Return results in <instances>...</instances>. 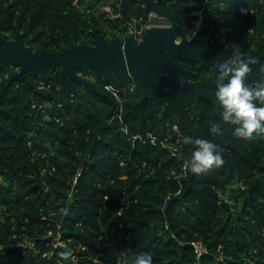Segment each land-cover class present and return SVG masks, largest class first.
Instances as JSON below:
<instances>
[{
  "label": "trees",
  "instance_id": "trees-1",
  "mask_svg": "<svg viewBox=\"0 0 264 264\" xmlns=\"http://www.w3.org/2000/svg\"><path fill=\"white\" fill-rule=\"evenodd\" d=\"M155 4L176 39L201 29L255 56L245 84L264 83L263 0ZM151 13L145 0H0V44L62 51L95 44L96 29L123 43ZM180 60L186 71L174 73L214 98L213 64ZM19 69L0 61V264H132L141 252L153 264H264V136L235 137L222 109L179 86L152 96L89 69L68 89L61 66L11 78ZM184 136L216 144L224 164L186 173L196 146ZM197 239L208 249L200 257Z\"/></svg>",
  "mask_w": 264,
  "mask_h": 264
},
{
  "label": "water",
  "instance_id": "water-1",
  "mask_svg": "<svg viewBox=\"0 0 264 264\" xmlns=\"http://www.w3.org/2000/svg\"><path fill=\"white\" fill-rule=\"evenodd\" d=\"M147 8L158 16L164 13L156 6V0H145ZM96 39L93 45L77 44L62 51H31L23 40L17 37L14 40H5L0 44V61H12L20 66L18 72L11 78L27 79V71L32 70L39 74H46L49 70L61 66V85L64 88H73L71 80L87 82L78 74L82 67L91 68L97 74H115L122 82L136 84L145 89L146 94L156 96L163 87L179 86L180 93L185 90L205 96L215 103L214 98L200 88L193 86L175 71H186L180 58L198 60L201 64H216L217 61L230 57L231 50L224 42L214 44L205 32L198 29L186 40L174 37L170 26L150 27L143 39L135 42L134 36H128L124 44L120 45L116 39L108 44L106 36L95 30ZM119 38L120 37H112ZM250 55V54H249ZM256 60L255 56L250 55ZM251 67V65H250ZM163 70L169 73L162 72ZM218 70V69H217ZM248 76L254 77L251 71Z\"/></svg>",
  "mask_w": 264,
  "mask_h": 264
},
{
  "label": "clouds",
  "instance_id": "clouds-1",
  "mask_svg": "<svg viewBox=\"0 0 264 264\" xmlns=\"http://www.w3.org/2000/svg\"><path fill=\"white\" fill-rule=\"evenodd\" d=\"M231 54L213 65L216 71L218 69L214 100L222 109V122L234 125V136L239 139L251 140L254 135L264 136V83L258 82L254 87L245 84L248 74L252 71L250 65L255 63V59L239 48L232 49ZM210 131L219 135L221 125L213 124ZM182 142L196 146L190 158L183 161L186 173L206 174L224 164L218 146L213 142L205 139L193 140L189 136L182 137ZM59 213L69 215L67 208L59 209ZM122 255L127 258L128 251H124ZM132 256V264H153L150 252L132 253ZM60 257L65 261L70 260L72 252H61Z\"/></svg>",
  "mask_w": 264,
  "mask_h": 264
},
{
  "label": "built area",
  "instance_id": "built-area-1",
  "mask_svg": "<svg viewBox=\"0 0 264 264\" xmlns=\"http://www.w3.org/2000/svg\"><path fill=\"white\" fill-rule=\"evenodd\" d=\"M264 1V0H263ZM240 9H244V10H247V11H243V12H248L249 9L247 6H241ZM153 14H155L154 12H152ZM151 13V14H152ZM154 16V15H152ZM151 27V24L150 22H147L144 24V26L140 29H135V30H132L133 32V36H140V35H143L145 34V32ZM198 29H196L194 32H196ZM144 36V35H143ZM125 42V41H124ZM124 42L122 44H124ZM107 88L111 89L115 94L117 93L116 91V88L111 85V84H108L106 85ZM193 248H194V252L196 254L197 257H200L202 254H204L205 252L208 251L206 245L204 244V242L201 240V239H197L195 241H193Z\"/></svg>",
  "mask_w": 264,
  "mask_h": 264
},
{
  "label": "rangeland",
  "instance_id": "rangeland-1",
  "mask_svg": "<svg viewBox=\"0 0 264 264\" xmlns=\"http://www.w3.org/2000/svg\"><path fill=\"white\" fill-rule=\"evenodd\" d=\"M152 15H154V16L150 19L151 27H154V26H159V27L170 26L169 22L164 17L158 16L157 14H153V13H152ZM143 35L134 36L133 38H134L135 42H139L141 39H143ZM112 39H116L118 41V43L120 45H122L121 44V38L120 39L119 38H111L110 40H108V44H111ZM178 40H180V39H178ZM89 69H91V68L82 67V68H79L77 72L81 76L86 74L87 76L90 77L91 75L90 74L88 75L89 72L87 71Z\"/></svg>",
  "mask_w": 264,
  "mask_h": 264
}]
</instances>
